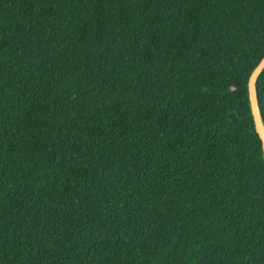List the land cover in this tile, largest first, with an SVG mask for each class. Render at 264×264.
<instances>
[{"label": "trees", "instance_id": "obj_1", "mask_svg": "<svg viewBox=\"0 0 264 264\" xmlns=\"http://www.w3.org/2000/svg\"><path fill=\"white\" fill-rule=\"evenodd\" d=\"M263 56L264 0H0V264H264Z\"/></svg>", "mask_w": 264, "mask_h": 264}, {"label": "water", "instance_id": "obj_2", "mask_svg": "<svg viewBox=\"0 0 264 264\" xmlns=\"http://www.w3.org/2000/svg\"><path fill=\"white\" fill-rule=\"evenodd\" d=\"M263 68H264V56L255 66V68L252 70L248 78L247 87H248V98H249L253 123H254L255 131L261 140V146L264 156V123L260 113V107L258 104V96L256 90L257 77L260 74V72L263 70Z\"/></svg>", "mask_w": 264, "mask_h": 264}]
</instances>
